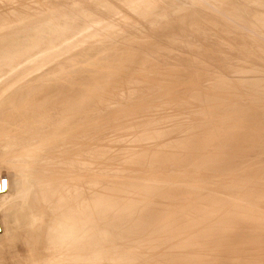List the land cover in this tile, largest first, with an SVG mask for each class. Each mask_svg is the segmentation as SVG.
<instances>
[{"label": "rangeland", "instance_id": "374dc122", "mask_svg": "<svg viewBox=\"0 0 264 264\" xmlns=\"http://www.w3.org/2000/svg\"><path fill=\"white\" fill-rule=\"evenodd\" d=\"M1 45L0 85L17 82L15 102L29 85L90 82L89 191L149 209L123 264H264V0H0ZM10 109L0 113V186H12L0 191L1 229L17 221L20 182L34 188L24 158L6 151L40 146L70 117L51 126ZM24 130L40 141L25 143ZM239 132L237 147L218 144ZM213 153L224 156L201 163ZM129 219L119 225L138 227ZM19 254L1 251L0 264H28Z\"/></svg>", "mask_w": 264, "mask_h": 264}, {"label": "bare ground", "instance_id": "6f19581e", "mask_svg": "<svg viewBox=\"0 0 264 264\" xmlns=\"http://www.w3.org/2000/svg\"><path fill=\"white\" fill-rule=\"evenodd\" d=\"M62 26L65 27V24ZM56 29H59V27ZM36 35L34 36L36 37ZM53 40L54 37L52 42L55 41ZM5 42L7 41H1V43ZM26 42L33 43V40L28 41L27 39ZM6 44L8 47V43ZM5 47L3 46L2 50H5L3 49ZM26 51L28 53V50ZM2 60L7 62L11 59L6 60L2 56ZM16 83L9 82L6 85H0V98L2 97L3 102L5 101L6 103L5 108L0 110V113L11 108L9 111H13L8 113L7 117L18 116L20 120L41 117L50 121L51 126L64 114L70 117L67 118L66 124L61 130L55 129L46 134L47 136L44 138L46 140L40 146L29 147L20 143L19 147L12 149L13 151H6L5 154L8 157L20 156L24 158L25 167L21 171L23 176L28 173L34 188L29 187L33 189L31 191L30 189L25 190L27 189L24 187L26 186L25 181L20 182L17 190L19 202L15 206L17 207V221H8L5 223L4 229L0 228V231H2L0 235V253L6 250L11 255L10 258L13 259L17 257L15 255L20 256L19 250L21 249L25 252L24 259L18 257L17 261H15L16 263L20 260H25L28 264H58L61 262L66 264H90L97 257L98 260H96L95 264H123L121 253L124 250V242L126 240L136 242L139 235V238L144 236L148 227H143V223L148 218L142 220L141 226L139 225V219L142 217L143 208L145 212L149 211V209L141 208L139 202L137 203L134 198L127 200L121 198L116 203H113L107 199L108 194H106L107 197H99L92 195L89 191L92 183L90 184L85 172L88 169L90 126L92 121L89 117L91 104L90 82L65 85L49 84V86L37 83L32 88H30L32 85H29L15 102L13 100L17 88L12 87L16 86ZM56 95L57 99L54 98ZM26 99L30 100L25 105L30 101L32 102L29 107H24V104L19 108L15 107L19 104V101L22 102ZM2 100H0V103ZM49 104L50 106L47 108ZM5 115L3 118H6ZM245 133H234L228 138L219 133L218 144L219 141H225L227 142L225 145L226 149L237 147L242 142ZM39 135L37 132L24 130L23 134L18 137L25 140V143L28 144L36 140L40 141ZM213 150H216V148H213ZM212 155L208 161L201 163H209V167H213L215 163L220 161L219 157L224 156L218 153H213ZM194 159L192 158L190 161L191 164L193 166L199 165L196 164L197 162ZM11 187V183L6 181L4 187L0 186V191L8 192ZM133 192H137V190ZM129 218L135 219L138 227L129 229L122 228L119 225L122 221L128 222ZM136 235L138 236L136 237ZM107 236L111 237L109 246L106 245L109 242V240L105 239ZM5 242H8L7 249L2 248Z\"/></svg>", "mask_w": 264, "mask_h": 264}]
</instances>
